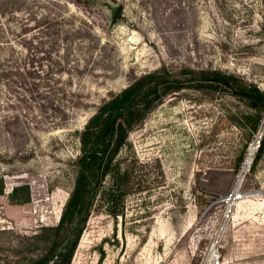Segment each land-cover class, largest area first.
Listing matches in <instances>:
<instances>
[{
	"label": "rangeland",
	"instance_id": "obj_1",
	"mask_svg": "<svg viewBox=\"0 0 264 264\" xmlns=\"http://www.w3.org/2000/svg\"><path fill=\"white\" fill-rule=\"evenodd\" d=\"M162 67L185 85L129 132L71 264H201L216 232L222 264H264V148L244 166L264 109L197 79L221 71L264 92V0H0V264L45 250L37 234L59 222L81 130ZM241 171L252 195L225 214ZM21 185L29 199L14 202Z\"/></svg>",
	"mask_w": 264,
	"mask_h": 264
},
{
	"label": "trees",
	"instance_id": "obj_2",
	"mask_svg": "<svg viewBox=\"0 0 264 264\" xmlns=\"http://www.w3.org/2000/svg\"><path fill=\"white\" fill-rule=\"evenodd\" d=\"M197 79L230 86L236 94L248 98L252 106L264 109V92L255 85L243 83L233 74L207 70ZM184 83L185 80L175 77L166 67L157 68L142 74L118 93H112L98 106L80 132L75 182L63 205L59 222L44 226L42 233L37 234L38 238L48 240L49 244L27 264H71L95 197L105 177L113 172L115 158L126 143L129 132L146 118L167 93L182 89ZM263 148L264 138L258 149L263 151ZM0 181L1 195L4 184ZM21 190H26L22 199L18 197ZM10 199L14 202L27 201V187H14Z\"/></svg>",
	"mask_w": 264,
	"mask_h": 264
},
{
	"label": "built area",
	"instance_id": "obj_3",
	"mask_svg": "<svg viewBox=\"0 0 264 264\" xmlns=\"http://www.w3.org/2000/svg\"><path fill=\"white\" fill-rule=\"evenodd\" d=\"M245 177V176H244ZM253 190L249 187H245L244 180L237 186L235 184L234 188L223 196L221 202L225 207L226 212H230L238 201L248 197ZM223 263V252L221 243V234L216 232L209 242L206 248L204 257L201 264H222Z\"/></svg>",
	"mask_w": 264,
	"mask_h": 264
},
{
	"label": "bare ground",
	"instance_id": "obj_4",
	"mask_svg": "<svg viewBox=\"0 0 264 264\" xmlns=\"http://www.w3.org/2000/svg\"><path fill=\"white\" fill-rule=\"evenodd\" d=\"M260 135V134H259ZM261 136V135H260ZM258 137L257 138V141H258V143H257V141L251 146V149L249 150V153H248V155H247V159H246V161H245V163H244V166H249V163L251 162L252 163V159H253V157H254V153L256 152V150H258V147H259V141H260V139H261V137ZM252 160V161H251ZM251 165V164H250ZM241 174H243V172L241 171L240 172V174H239V180H238V182H237V186L243 181V176L241 175ZM251 195H252V193H251ZM250 196V195H249ZM242 200H244V199H242ZM242 200H240V202L242 201ZM239 202V201H238ZM239 203H237V205H238Z\"/></svg>",
	"mask_w": 264,
	"mask_h": 264
},
{
	"label": "water",
	"instance_id": "obj_5",
	"mask_svg": "<svg viewBox=\"0 0 264 264\" xmlns=\"http://www.w3.org/2000/svg\"><path fill=\"white\" fill-rule=\"evenodd\" d=\"M116 10H117V7H113L112 8V13L115 14L116 13Z\"/></svg>",
	"mask_w": 264,
	"mask_h": 264
},
{
	"label": "crops",
	"instance_id": "obj_6",
	"mask_svg": "<svg viewBox=\"0 0 264 264\" xmlns=\"http://www.w3.org/2000/svg\"><path fill=\"white\" fill-rule=\"evenodd\" d=\"M239 205V204H238Z\"/></svg>",
	"mask_w": 264,
	"mask_h": 264
}]
</instances>
